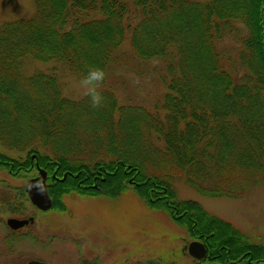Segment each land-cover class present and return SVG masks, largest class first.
<instances>
[{"label":"trees","instance_id":"1","mask_svg":"<svg viewBox=\"0 0 264 264\" xmlns=\"http://www.w3.org/2000/svg\"><path fill=\"white\" fill-rule=\"evenodd\" d=\"M31 1L30 16L0 23V167L40 164L53 207L61 193L113 196L130 184L204 243L194 264H264L263 244L171 189L179 179L203 196L238 198L264 183V0ZM228 34L239 40L241 77L217 46ZM125 41L136 58L165 63L153 111L118 104L104 82L93 109L63 96L53 74L21 68L31 58L80 79L90 67L107 74Z\"/></svg>","mask_w":264,"mask_h":264},{"label":"rangeland","instance_id":"2","mask_svg":"<svg viewBox=\"0 0 264 264\" xmlns=\"http://www.w3.org/2000/svg\"><path fill=\"white\" fill-rule=\"evenodd\" d=\"M33 8L31 0H0V23L28 17ZM238 41L228 34L217 46L226 67L241 77L246 70L237 62ZM123 44L109 64L103 87L114 94L118 104L153 111L166 91L165 63L160 58L140 60L132 54L128 41ZM23 60L25 76L34 71L53 74L63 96L82 97L80 78L66 66L56 61ZM31 173L10 174L0 167V264H25L33 258L45 264H194L182 250L190 239L187 230L168 210L148 205L132 185L113 196L61 193V208L40 211L22 196ZM171 189L174 199L199 203L207 213L264 245V183L238 198L203 196L179 179L171 183ZM10 215L34 218L31 224L12 231L4 222Z\"/></svg>","mask_w":264,"mask_h":264},{"label":"water","instance_id":"3","mask_svg":"<svg viewBox=\"0 0 264 264\" xmlns=\"http://www.w3.org/2000/svg\"><path fill=\"white\" fill-rule=\"evenodd\" d=\"M36 154L30 155V158L33 159ZM35 164V170H36V175L35 176H29V178L26 179L23 187L25 196H27V200L31 205L37 207V209L46 211L48 210L52 205H51V199L50 195L47 193L46 186L47 184L45 183V179L48 176L46 171L40 167V164H37L36 161H34ZM63 176H61V179ZM37 185L40 187L38 188ZM32 216L29 218H17V217H7L5 219V224L8 228L18 229L22 227L23 225L31 222ZM182 250L186 252V255L191 257V259L194 260H200L206 257V248L204 246V243L201 240L198 239H189L188 242H186L182 246ZM25 264H45L43 262L37 261L34 258L32 260H28ZM208 264H219V263H208Z\"/></svg>","mask_w":264,"mask_h":264},{"label":"clouds","instance_id":"4","mask_svg":"<svg viewBox=\"0 0 264 264\" xmlns=\"http://www.w3.org/2000/svg\"><path fill=\"white\" fill-rule=\"evenodd\" d=\"M106 79V73L98 67H90L87 73L78 81V87L83 97L89 100L90 107L97 109L103 106L104 96L101 85ZM39 188L40 186L37 185Z\"/></svg>","mask_w":264,"mask_h":264},{"label":"flooded vegetation","instance_id":"5","mask_svg":"<svg viewBox=\"0 0 264 264\" xmlns=\"http://www.w3.org/2000/svg\"><path fill=\"white\" fill-rule=\"evenodd\" d=\"M31 159V158H30ZM34 159V158H33ZM34 164V163H33ZM35 165V164H34ZM47 173V172H46ZM36 175V170L34 171V172H32L31 173V175H29L30 177L31 176H35ZM48 176H49V174H48ZM47 176V177H48ZM47 177H46V179H45V183H46V180H47ZM27 178H29V177H27ZM26 178V179H27ZM26 181V180H25ZM25 183V182H24ZM24 185V184H23ZM24 187H25V185H24ZM22 191H23V193H24V195H25V192H24V189H23V187H22ZM51 199V198H50ZM24 200H26V202L29 204V205H31V203H29L28 202V200H27V196H26V198L24 199ZM32 206V208L33 209H37V207H35V206H33V205H31ZM50 209V208H49ZM37 210H39V209H37ZM41 211V210H40ZM10 217V216H9ZM12 217V216H11ZM29 217H31V215H29V216H26V217H22V218H29ZM33 217V216H32ZM18 218V217H17ZM20 218H21V216H20ZM34 218V217H33ZM33 218H32V220H31V222H33ZM7 219V218H6ZM5 222V221H4ZM31 222H29V223H27V224H25V225H23V226H26V225H29V224H31ZM6 225V224H5ZM23 226H22V228H23ZM7 227V226H6ZM8 228V227H7ZM12 229V228H11ZM19 229H21V227L20 228H18V229H14V230H12V231H16V230H19ZM32 260V259H31ZM41 262V261H40Z\"/></svg>","mask_w":264,"mask_h":264}]
</instances>
